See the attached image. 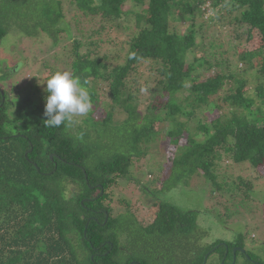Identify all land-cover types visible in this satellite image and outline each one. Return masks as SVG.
Returning <instances> with one entry per match:
<instances>
[{"label": "trees", "instance_id": "trees-1", "mask_svg": "<svg viewBox=\"0 0 264 264\" xmlns=\"http://www.w3.org/2000/svg\"><path fill=\"white\" fill-rule=\"evenodd\" d=\"M127 1L141 8L144 26H125L121 63L111 64L107 56L91 53L100 46L90 38L99 29L117 28L114 23ZM222 2L230 7V20L222 27L233 20L245 29L246 41L255 36L260 40L251 59L240 55L238 61H257L254 90L246 88L248 64L238 75L219 59H187L197 47L196 14L207 3L215 7ZM66 6L85 40H74L66 65L89 91L92 107L76 134L69 131L71 125L46 127L47 93L29 88L17 100L16 126L6 113L13 102L0 87V264H203L214 252L226 264L234 248L236 258L243 251L247 264H264L248 255L242 235L233 243L201 245L199 212L182 210L161 197L196 175L213 188V195L227 197V218L248 206L253 210L251 203L257 199L250 195L255 182L264 179L259 174L264 166V0H21L16 6L0 2V40L13 28L29 37L46 34L56 46L61 34L70 37L64 24ZM175 21L190 25L184 33L177 32L172 29ZM88 25L94 29L85 31ZM83 48L88 50L84 53ZM47 65L43 72H56ZM141 67L148 72L143 89L150 94L143 115L132 103L142 87L137 79L131 83L133 77H141ZM229 83L232 86L221 96ZM96 84L105 85L111 101L99 118L92 116L98 107ZM184 92L187 96L179 97ZM117 115L125 117L116 119ZM162 122L168 124L164 129L158 127ZM11 127L18 129L12 132ZM163 135L175 146L169 156L160 150ZM150 153L162 160L152 189L140 181L144 174L132 175L137 172L134 165L141 171L140 162L150 160ZM225 161L226 172L233 164H248L254 181L219 175ZM124 184H134L138 200L152 210L149 224L134 216L131 200L114 194ZM257 202L264 222V202Z\"/></svg>", "mask_w": 264, "mask_h": 264}, {"label": "rangeland", "instance_id": "rangeland-1", "mask_svg": "<svg viewBox=\"0 0 264 264\" xmlns=\"http://www.w3.org/2000/svg\"><path fill=\"white\" fill-rule=\"evenodd\" d=\"M21 0H0V2H6L12 6L19 4ZM227 2V1H226ZM133 9V10H132ZM123 15L114 25L117 28L109 29L104 28L99 29L94 36L90 38L95 44H98V48L91 49V53L95 57L107 56L109 63L116 64L121 63V57L124 54L125 45L124 41L126 39L125 34H128L125 30V26L128 25L133 29L135 26L138 28L144 26V13L141 11V8L132 7L131 3L127 1L123 6ZM131 11V15H126L125 12ZM230 7L229 4L222 2L219 6L213 7L210 3H207L205 6L201 7V14H196V19L194 21L195 30L197 33V47L193 54L189 55L187 58L190 62L193 58H203L208 60L210 63H213L215 59L222 60L226 62L229 68L227 71H231L233 74L237 73L241 75L240 71L247 68L249 73H247L246 78L248 80V85L246 88L248 90H254L255 83V71L257 72V64L254 60L238 62L239 56H247L249 54V59L252 58L255 52H258V47L260 45V40L256 36L251 41L245 40V29L239 27L236 23L232 22L226 24L225 27H222L224 23L229 21L227 14H229ZM65 18L64 24L68 25L70 28V37H67L65 34H61L57 39L58 44L53 46V39H51L46 34L41 32L37 36L29 37L23 33L22 30L13 28L9 29L8 33L4 38L0 40V87L6 91V95H9L10 100L13 102V105L8 106L6 113L8 116L9 123L15 122L16 126L18 125L15 121V112L17 110L18 98L23 96L26 89H35L39 88L42 93H45L46 84H44L49 77L50 72L49 68H46V71L43 72V67L48 66L52 67V70L67 71L70 72V67H67V62L72 58V46L74 40L84 42L85 40L80 38L78 32L74 28V23L72 22L73 12L71 7L66 6L65 8ZM236 16L235 12L231 13V19ZM221 18V19H220ZM212 19V24L207 25L209 20ZM203 20V21H201ZM221 20V21H220ZM206 23V24H205ZM172 29L184 33L187 27L190 25L188 21H175L172 23ZM99 26V25H98ZM95 25V28H98ZM85 31L94 29V26L88 25L84 26ZM239 38L238 40L236 39ZM66 49V51L64 50ZM88 49L83 48L82 52H86ZM251 64V66H250ZM251 67V69H250ZM226 69V68H225ZM224 69V70H225ZM212 72L203 73L204 77L210 76ZM138 75L141 77L135 76L132 78L131 83L134 79L138 80L140 87H142L140 93H134L135 99L132 103L137 105L138 111L143 115L146 113V105L149 104L148 99L150 94L144 92V82L148 77V72H146L144 67H141L138 70ZM133 84V83H132ZM154 86L153 84L151 85ZM232 86L231 83L225 86V90L220 93L221 96L225 95V92ZM90 87L93 88L92 84ZM96 90L95 99H97V110L93 113V117L99 118L103 115L105 110L109 109L111 101L109 99V94L106 92L105 85L97 84L94 88ZM1 90V89H0ZM187 92L181 93L179 97L187 96ZM45 95V94H44ZM166 100V99H165ZM254 111V109H252ZM212 113V112H211ZM214 113L213 116H215ZM88 114L76 117L75 123L71 125L69 131L73 134H76L78 127L84 126L83 119ZM125 116H116V119L122 118ZM168 124L162 122L159 124L160 129L166 128ZM191 128H193V125ZM10 131L13 128H8ZM18 129V128H17ZM15 128L12 132L17 131ZM90 135L93 136V132L89 131ZM182 143V142H181ZM162 153H166L167 156L174 150L175 146L171 141L166 138L164 135L159 142ZM163 148V149H162ZM161 154L160 152H158ZM161 158L152 157L150 153V160L140 162V169L138 165H134L132 175L134 178H140L142 174L143 177L140 180L143 185H148V188L152 189L155 187V181L158 179L161 172ZM169 166V164H167ZM221 172L219 175H225L229 178H236L237 176L242 179L254 181L255 175L249 169L248 164H233L229 167L228 172H226V167L228 163L225 161L221 165ZM220 166V167H221ZM259 174L264 176V166L260 170ZM148 175V176H147ZM258 177V174H256ZM150 177V178H148ZM245 180V181H246ZM134 185V184H133ZM133 185L124 184L123 187H120L119 190H116L114 194H119L127 200H131V211L134 213V216H137L140 223L147 225L152 221L151 209L146 208L138 200L140 195L138 191L134 188ZM213 188L202 183L199 177L196 175L192 178H186L184 181H181L177 187L170 190L167 194L162 195V199L174 205L177 208L182 210H191L199 212L197 215V226L199 230L204 232V236L201 240V245L211 244L215 241H224V242H235L239 235L243 236L244 247L246 252L252 259H258L264 262V222L262 219V207L257 201H261L260 204L264 202V179L257 180L254 184V192L250 196L255 197L257 201L254 200L252 205V211L250 210L251 206H248L241 213H234L231 218H227L229 209L226 210L227 200L225 197H216L213 195ZM257 202V204H256ZM116 209L117 204H115ZM233 211H235L232 208ZM238 248H234L232 253L236 252ZM240 253L232 258L226 260V264H247L245 258L242 257V250H239ZM241 255V256H240ZM220 254L214 252L210 255L207 262L203 261V264H224L223 261L220 262Z\"/></svg>", "mask_w": 264, "mask_h": 264}, {"label": "clouds", "instance_id": "clouds-1", "mask_svg": "<svg viewBox=\"0 0 264 264\" xmlns=\"http://www.w3.org/2000/svg\"><path fill=\"white\" fill-rule=\"evenodd\" d=\"M44 115L46 127L70 126L76 117L89 113L92 102L89 91L78 77L67 71H56L46 82ZM82 138V136H81Z\"/></svg>", "mask_w": 264, "mask_h": 264}, {"label": "water", "instance_id": "water-1", "mask_svg": "<svg viewBox=\"0 0 264 264\" xmlns=\"http://www.w3.org/2000/svg\"><path fill=\"white\" fill-rule=\"evenodd\" d=\"M243 252V251H242ZM233 255H234V252H233ZM205 260H206V258H205Z\"/></svg>", "mask_w": 264, "mask_h": 264}]
</instances>
